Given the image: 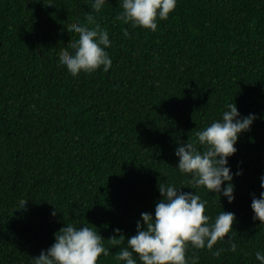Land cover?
I'll list each match as a JSON object with an SVG mask.
<instances>
[{
  "label": "trees",
  "instance_id": "1",
  "mask_svg": "<svg viewBox=\"0 0 264 264\" xmlns=\"http://www.w3.org/2000/svg\"><path fill=\"white\" fill-rule=\"evenodd\" d=\"M121 4L95 13L91 0H0V264H33L67 224L95 226L109 248L117 229L136 236L162 200L160 183L198 193L212 223L223 211L237 218L236 254L225 237L213 252L189 245V261L258 264L264 225L251 204L264 191V0H178L156 32L118 21ZM89 15L109 32L113 67L73 78L60 59L79 39L68 29L94 27ZM234 103L257 119L229 160L243 176L228 204L193 188L175 152ZM119 251L98 264H117Z\"/></svg>",
  "mask_w": 264,
  "mask_h": 264
},
{
  "label": "clouds",
  "instance_id": "2",
  "mask_svg": "<svg viewBox=\"0 0 264 264\" xmlns=\"http://www.w3.org/2000/svg\"><path fill=\"white\" fill-rule=\"evenodd\" d=\"M177 2L122 0L123 11L116 19L133 28L156 32L157 21L168 20L175 12ZM106 3L108 0H91L92 12H101ZM87 21L94 27L77 25L68 29L69 35H78L79 39L60 59L61 69L73 78L82 73L91 75L101 69L107 73L113 67L106 51L112 47L109 32L96 23L94 16L89 15ZM256 119L254 115L242 117L235 103L226 105L220 121L196 133V142L178 147L175 155L180 174L191 177L193 188H205L220 200L226 198L228 204H233L236 199L234 180L242 177L243 172L233 173L229 160L238 152L236 145L241 135L251 130ZM260 188L264 189V177H261ZM182 189L159 184L162 200L156 205L154 216L150 213L141 215L136 236L126 239L117 229L116 236L108 240L109 248L95 226L67 224L55 234V244L33 259V264H98L102 256L108 257L111 249L116 248L120 249L115 255L117 264H199L198 257L191 261L186 258L187 247L191 245L213 252L214 246L225 237H230L228 250L236 254L238 245L234 243L235 236L231 235L237 219L235 214L223 211L212 223V218L205 214L207 201H202L198 193H185ZM251 208L254 221L264 225V191L259 198L253 195ZM20 211L27 213L28 205H22ZM56 214L53 212V217ZM125 240L126 246L121 247ZM222 251L217 250L213 255L218 258ZM255 259L258 264H264V251H258Z\"/></svg>",
  "mask_w": 264,
  "mask_h": 264
}]
</instances>
